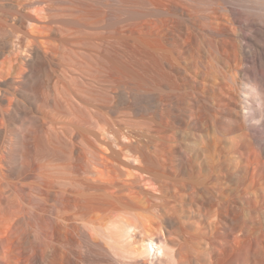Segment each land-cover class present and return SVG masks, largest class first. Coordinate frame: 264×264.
<instances>
[{
  "label": "bare ground",
  "instance_id": "obj_1",
  "mask_svg": "<svg viewBox=\"0 0 264 264\" xmlns=\"http://www.w3.org/2000/svg\"><path fill=\"white\" fill-rule=\"evenodd\" d=\"M0 264H264V0H0Z\"/></svg>",
  "mask_w": 264,
  "mask_h": 264
},
{
  "label": "rangeland",
  "instance_id": "obj_2",
  "mask_svg": "<svg viewBox=\"0 0 264 264\" xmlns=\"http://www.w3.org/2000/svg\"><path fill=\"white\" fill-rule=\"evenodd\" d=\"M31 1L34 2V1H37V0H31ZM48 1L50 2V0H46V2H48ZM41 6H43V5H36V7L34 6V8H38V9H39ZM66 12H67V11H66ZM32 13L35 14L37 17H38V16H43V15L46 14L45 11H39V10H38V12L33 11ZM120 116L125 120V117H124L122 114H120ZM110 136H111L112 138H114V135L111 134Z\"/></svg>",
  "mask_w": 264,
  "mask_h": 264
}]
</instances>
